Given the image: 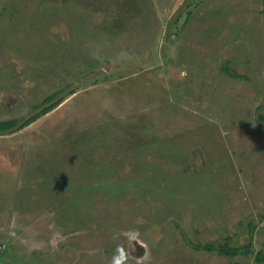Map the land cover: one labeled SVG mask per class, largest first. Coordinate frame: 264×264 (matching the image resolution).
<instances>
[{
	"label": "rangeland",
	"instance_id": "374dc122",
	"mask_svg": "<svg viewBox=\"0 0 264 264\" xmlns=\"http://www.w3.org/2000/svg\"><path fill=\"white\" fill-rule=\"evenodd\" d=\"M52 92L0 133V264H264V0H0V120Z\"/></svg>",
	"mask_w": 264,
	"mask_h": 264
},
{
	"label": "trees",
	"instance_id": "16d2710c",
	"mask_svg": "<svg viewBox=\"0 0 264 264\" xmlns=\"http://www.w3.org/2000/svg\"><path fill=\"white\" fill-rule=\"evenodd\" d=\"M227 73L231 76H234L235 74L232 73L231 71H229L227 69ZM72 91H70V93H72ZM57 92H52L48 95H46L45 97L42 98V100L35 104V111L32 112L31 114H29L24 120H19L18 118H11V119H6V120H0V133H5L6 131H13L16 129H21L27 125H29L31 122H33L35 119H37L40 115L45 114L46 112L52 110L53 108H55L63 99V96H59L57 97ZM259 116L264 119V115L259 114ZM205 247L211 248L212 245L211 243H206L204 244ZM249 246V243L245 244V248H247ZM218 247V250L221 253L224 254H229V255H235L236 253H238L240 251L239 247H232L230 245H228L227 242L223 243V244H219L217 245H213V248ZM256 259H258L259 261H264V253L262 252H258L256 254Z\"/></svg>",
	"mask_w": 264,
	"mask_h": 264
}]
</instances>
